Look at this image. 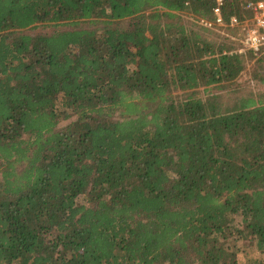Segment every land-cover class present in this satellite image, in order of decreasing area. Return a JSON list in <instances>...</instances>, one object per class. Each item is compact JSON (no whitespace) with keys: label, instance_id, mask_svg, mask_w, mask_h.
Listing matches in <instances>:
<instances>
[{"label":"trees","instance_id":"trees-1","mask_svg":"<svg viewBox=\"0 0 264 264\" xmlns=\"http://www.w3.org/2000/svg\"><path fill=\"white\" fill-rule=\"evenodd\" d=\"M218 3L0 0V264H264V46Z\"/></svg>","mask_w":264,"mask_h":264},{"label":"built area","instance_id":"built-area-1","mask_svg":"<svg viewBox=\"0 0 264 264\" xmlns=\"http://www.w3.org/2000/svg\"><path fill=\"white\" fill-rule=\"evenodd\" d=\"M213 9L212 18H201L200 22L210 28H215L221 32L226 28H240L242 47L239 51L246 48H258L264 46V0H241L242 5L248 14L244 18L233 15L229 20L224 17L221 3Z\"/></svg>","mask_w":264,"mask_h":264},{"label":"rangeland","instance_id":"rangeland-1","mask_svg":"<svg viewBox=\"0 0 264 264\" xmlns=\"http://www.w3.org/2000/svg\"><path fill=\"white\" fill-rule=\"evenodd\" d=\"M228 29H229V28H226V29H225V32L228 31ZM245 73H246V74H245ZM247 77H249V76H248L247 71H245V72L241 75L240 80H242V81L247 80Z\"/></svg>","mask_w":264,"mask_h":264}]
</instances>
